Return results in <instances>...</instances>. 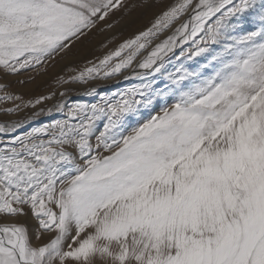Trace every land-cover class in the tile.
<instances>
[{"label":"snow or ice","instance_id":"6c2138e0","mask_svg":"<svg viewBox=\"0 0 264 264\" xmlns=\"http://www.w3.org/2000/svg\"><path fill=\"white\" fill-rule=\"evenodd\" d=\"M120 7L0 0V84L73 53ZM129 70L138 85L59 104L63 119L0 123V264H264V0H175L63 82Z\"/></svg>","mask_w":264,"mask_h":264},{"label":"rangeland","instance_id":"374dc122","mask_svg":"<svg viewBox=\"0 0 264 264\" xmlns=\"http://www.w3.org/2000/svg\"><path fill=\"white\" fill-rule=\"evenodd\" d=\"M122 3L123 7L115 10L106 23L101 25L102 30L95 31L83 45H78L73 53L57 56L46 64L35 68L21 70L16 75H10L5 84H0V96L7 93L14 97H20L19 100L0 102V123L9 124L14 121H24V127L17 133L20 134L55 119H63V114L56 111L59 104L65 105V111L77 103L91 105L99 103L102 96L111 97L113 93L123 92L134 84L138 85L140 81L132 76L131 70L108 80L97 79L88 83L63 82L78 75L85 67L91 66V63L103 59L126 40L133 39L140 32L146 31L163 11L175 3V0H122ZM182 22L183 20L178 21L177 24L154 39L152 44L137 57L133 67L152 50L155 44L171 35L178 23ZM108 24L111 25L110 28L107 26ZM176 51L178 54L179 49ZM203 62L201 57L184 63L189 69H194ZM178 66L179 61H176L175 57H173L172 63L166 65L169 72L174 71ZM137 71L139 70L137 69ZM124 76L130 78L125 80ZM92 88L96 89L95 94H89ZM40 97H50V99H45L32 107L31 104ZM26 104L29 106L24 107ZM17 105L20 106L18 111L11 113L5 111L8 108L15 109ZM48 109H52L51 114H47ZM41 110L43 113L34 117V113L41 112ZM158 110L157 107L155 111ZM151 114H154V111H144L143 118L139 122L148 119ZM134 126H137L136 120H133L127 131H130ZM98 127H102V122Z\"/></svg>","mask_w":264,"mask_h":264},{"label":"bare ground","instance_id":"6f19581e","mask_svg":"<svg viewBox=\"0 0 264 264\" xmlns=\"http://www.w3.org/2000/svg\"><path fill=\"white\" fill-rule=\"evenodd\" d=\"M111 31V30H110ZM30 224H32L33 222L32 221H29Z\"/></svg>","mask_w":264,"mask_h":264}]
</instances>
